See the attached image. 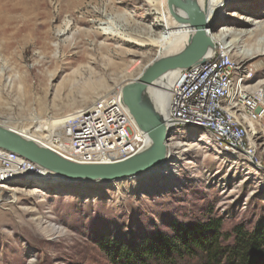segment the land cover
Masks as SVG:
<instances>
[{
	"label": "rangeland",
	"instance_id": "obj_1",
	"mask_svg": "<svg viewBox=\"0 0 264 264\" xmlns=\"http://www.w3.org/2000/svg\"><path fill=\"white\" fill-rule=\"evenodd\" d=\"M162 1L0 0V126L46 137V126L90 107L117 83L134 81L156 57L182 52L164 54L152 42L164 30ZM226 4L211 29L253 33L234 51L253 72L250 85L264 100L258 87L264 56L240 55L245 46L264 49V0ZM113 32L116 37L106 41L103 34ZM223 34L220 39L231 45L235 37ZM168 143L179 149L167 166L138 179L11 183L0 191L10 199L0 208V264H112L102 242L131 245L169 232L175 222L220 219L228 234L264 223V135L256 149L260 170L245 157L217 151L201 132L172 134ZM183 150L189 151L177 154ZM53 228L62 235L52 236Z\"/></svg>",
	"mask_w": 264,
	"mask_h": 264
},
{
	"label": "built area",
	"instance_id": "obj_2",
	"mask_svg": "<svg viewBox=\"0 0 264 264\" xmlns=\"http://www.w3.org/2000/svg\"><path fill=\"white\" fill-rule=\"evenodd\" d=\"M214 43V49L201 62L178 71L167 105V120L164 118L166 125L173 135L185 130L201 132L217 151L245 157L260 170L256 149L264 135L260 129L264 123V100L251 87L254 74L244 68L234 47L223 40ZM166 77L153 88L164 86ZM42 142L45 144L41 146L69 161L105 164L131 158L144 151L151 141L124 104L122 92L115 90L97 99L91 107L67 116L62 131H48ZM31 173L39 177L30 176ZM43 173L36 164L0 149V191L23 178L38 179ZM4 197H0V208L10 200Z\"/></svg>",
	"mask_w": 264,
	"mask_h": 264
},
{
	"label": "water",
	"instance_id": "obj_3",
	"mask_svg": "<svg viewBox=\"0 0 264 264\" xmlns=\"http://www.w3.org/2000/svg\"><path fill=\"white\" fill-rule=\"evenodd\" d=\"M168 7L177 22L188 25L195 32L188 46L172 57H156L136 80L122 89L123 102L138 127L148 134L150 145L141 153L124 161L105 164H80L69 161L57 153L22 134L0 126V149L13 152L43 169L47 175L69 182L112 184L138 179L155 171L168 160V141L172 136L165 119L147 102L145 95L150 88L167 74L190 68L201 62L215 47L209 33L204 12L193 0H168ZM180 10L186 17L176 15ZM45 175V174H44ZM30 176L39 177L35 173Z\"/></svg>",
	"mask_w": 264,
	"mask_h": 264
},
{
	"label": "trees",
	"instance_id": "obj_4",
	"mask_svg": "<svg viewBox=\"0 0 264 264\" xmlns=\"http://www.w3.org/2000/svg\"><path fill=\"white\" fill-rule=\"evenodd\" d=\"M101 246L112 264H263L264 223L251 232L237 226L228 234L220 219L175 222L169 232L157 231L131 245L102 242Z\"/></svg>",
	"mask_w": 264,
	"mask_h": 264
},
{
	"label": "bare ground",
	"instance_id": "obj_5",
	"mask_svg": "<svg viewBox=\"0 0 264 264\" xmlns=\"http://www.w3.org/2000/svg\"><path fill=\"white\" fill-rule=\"evenodd\" d=\"M193 1L198 4L200 9L206 15L207 23H208V26L210 28L209 33L215 42L221 40L220 38L224 35L223 33L227 32V35L224 36L223 38L227 39L230 36H234L235 38L233 39L231 46L234 47V49H235L236 45H240L242 42H246V40H250V39H253L255 37L253 35V33H250L249 31H242V30L236 34L229 32V31H226L227 30L226 28H222V30L218 31V32L212 31L211 27H213L215 25V21L217 20V17L220 15L219 9L221 7L225 8V6L227 5L226 0H193ZM162 2L164 4V6H163V9L160 11V16H161L160 18H161V22H163V24H164V30L160 34V37L156 40H152V42L157 43V45H158L157 47L159 48L160 52H162L164 54H172L174 52L184 50L188 46L189 39L192 37V35L194 34L195 31L193 29H191L188 25L177 22V20L173 17V15H172L169 7H168V0H163ZM129 13H130V11L124 12V14H126V15H128ZM175 13H176V15H181L182 17H186V14L180 10H175ZM235 15H237V14H235ZM237 16H239V15H237ZM241 18L242 17L239 16V19H241ZM243 21L245 23H248V24L257 23V20H255L253 18H245V20H243ZM112 34H113V36H112ZM112 34L105 33V34H103V36L105 37L106 41H109L108 39H110V40L114 39L116 37L115 34H117V33L115 32V34H114V32H113ZM141 43H144V42L141 41ZM141 43H138L137 45L144 47L145 44H141ZM240 55L242 57H245V59L250 60V59H253V58H256L259 56H264V49L260 48L259 45H256V44L254 46H251V47L245 46L242 49V52ZM178 74H179L178 71L171 72V73L167 74V77H166L167 82L164 84V86H162L160 84L161 86L159 85L158 89L150 88L145 95L146 102L159 115H161L165 119L167 118L169 99L171 98L173 86L178 79ZM160 82H162V81H160ZM260 84L258 85V87H260L259 90L264 92V83L263 84L260 83ZM100 85L102 87L103 84L101 83ZM124 86L125 85H123L122 83H119V84L117 83L115 88L110 90L109 92H107V94H105V95L112 93L114 90H119L120 92H122V89L124 88ZM85 100L88 101L87 98ZM62 124H63V120L62 121H56L52 125H48L46 127L49 128L48 131H50V129H52L55 132L59 133L62 131ZM39 126L41 128L44 127L42 122L39 123ZM167 126L169 127V125H167ZM11 129L22 134L27 139H30L39 145L43 143L42 142L44 139L43 136H40V135H37L34 133H30L27 131H23V130H17L15 128H11ZM175 140H177V139L174 138L172 141H175ZM43 144H45V143H43ZM178 146L179 145H177L176 143H172V144L168 145V159L172 158L171 156H172L173 150L175 151V150L179 149ZM187 151H189V150H183L181 152H177V154L183 155ZM188 164H192V162H188ZM43 174H45V175L41 176L38 179L43 180L44 182H50V181L57 182L58 180L62 181L61 179H56L50 175H47L46 172H44ZM54 182H50V183L55 184ZM67 182H69V181H67ZM69 183H71V182H69ZM59 230H60L59 228H53L51 230L52 236H54L56 234L62 235V232ZM46 232H47V230H46Z\"/></svg>",
	"mask_w": 264,
	"mask_h": 264
}]
</instances>
